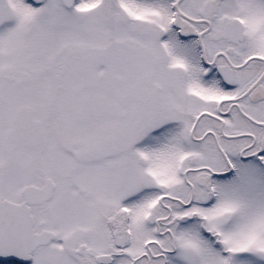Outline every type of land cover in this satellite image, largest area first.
Segmentation results:
<instances>
[{"label": "snow or ice", "instance_id": "snow-or-ice-1", "mask_svg": "<svg viewBox=\"0 0 264 264\" xmlns=\"http://www.w3.org/2000/svg\"><path fill=\"white\" fill-rule=\"evenodd\" d=\"M0 264H264V0H0Z\"/></svg>", "mask_w": 264, "mask_h": 264}]
</instances>
